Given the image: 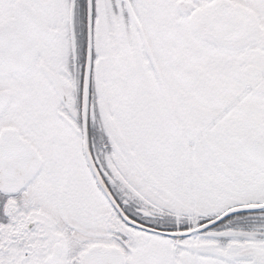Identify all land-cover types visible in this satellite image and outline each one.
Listing matches in <instances>:
<instances>
[{"label": "snow or ice", "instance_id": "obj_1", "mask_svg": "<svg viewBox=\"0 0 264 264\" xmlns=\"http://www.w3.org/2000/svg\"><path fill=\"white\" fill-rule=\"evenodd\" d=\"M0 264H264V0H0Z\"/></svg>", "mask_w": 264, "mask_h": 264}]
</instances>
